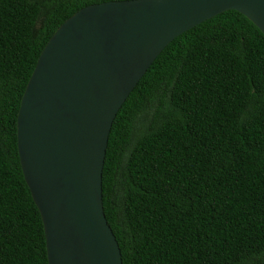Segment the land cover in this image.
Listing matches in <instances>:
<instances>
[{"label": "trees", "instance_id": "trees-1", "mask_svg": "<svg viewBox=\"0 0 264 264\" xmlns=\"http://www.w3.org/2000/svg\"><path fill=\"white\" fill-rule=\"evenodd\" d=\"M106 0H0V264H47L16 115L44 44ZM122 264H264V34L230 9L173 38L117 111L101 176Z\"/></svg>", "mask_w": 264, "mask_h": 264}, {"label": "water", "instance_id": "water-1", "mask_svg": "<svg viewBox=\"0 0 264 264\" xmlns=\"http://www.w3.org/2000/svg\"><path fill=\"white\" fill-rule=\"evenodd\" d=\"M230 9L264 34V0H106L80 7L50 35L16 115L47 264H122L101 193L112 121L173 38Z\"/></svg>", "mask_w": 264, "mask_h": 264}]
</instances>
